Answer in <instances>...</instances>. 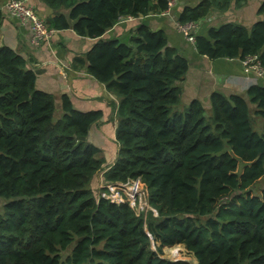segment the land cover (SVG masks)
Wrapping results in <instances>:
<instances>
[{
  "label": "trees",
  "instance_id": "16d2710c",
  "mask_svg": "<svg viewBox=\"0 0 264 264\" xmlns=\"http://www.w3.org/2000/svg\"><path fill=\"white\" fill-rule=\"evenodd\" d=\"M40 1L54 12L48 29L95 40L73 66L87 63L119 99L116 157L107 165L87 140L100 111H77L62 95L58 115L27 61L0 47V264H190L161 257L164 247L176 258L181 245L197 264H264V82L247 98L211 93L209 115L199 100L176 109L188 61L164 31L144 21L124 39L105 37L121 18L161 14L166 0ZM245 3L200 0L176 20L198 23ZM193 35L200 56L255 55L264 67V17ZM99 174L104 183L139 180L157 215L95 196Z\"/></svg>",
  "mask_w": 264,
  "mask_h": 264
},
{
  "label": "crops",
  "instance_id": "0c3cea01",
  "mask_svg": "<svg viewBox=\"0 0 264 264\" xmlns=\"http://www.w3.org/2000/svg\"><path fill=\"white\" fill-rule=\"evenodd\" d=\"M7 1L0 0V47L7 46L13 49L27 61V67L34 70L37 75L35 87L53 96L58 115L62 113V95L69 98L72 107L77 111L101 112V118L91 125L87 140L101 149L107 165L112 164L117 150L115 110L119 99L108 91L104 84L88 74L87 63L73 66L74 58L84 57L95 40L78 36L72 29H66L54 31L47 40L33 45L29 24L21 23L3 9ZM199 1L177 0L170 14L140 16L136 19L121 18L105 37L124 39L129 31L134 30L138 23L144 21L150 29L164 31L168 45L175 48L188 61V70L184 79L176 83L181 90L179 107L188 105L192 100H199L205 109V114L209 115L211 93L218 92L225 97L239 95L247 98L248 89L264 82V78L246 72L239 59L211 60L198 55L194 44L177 31L175 23L178 13L185 6L197 4ZM255 1L246 0V3L239 8H235L232 4L226 12L210 13L197 23L195 32L205 34L208 28L226 22H235L250 28L256 21L263 19L257 14L260 4L257 8L251 5ZM25 2L44 20L54 14L40 0H25ZM94 180L98 188L104 183L101 174Z\"/></svg>",
  "mask_w": 264,
  "mask_h": 264
},
{
  "label": "built area",
  "instance_id": "2783aa9c",
  "mask_svg": "<svg viewBox=\"0 0 264 264\" xmlns=\"http://www.w3.org/2000/svg\"><path fill=\"white\" fill-rule=\"evenodd\" d=\"M176 3L177 0H166L167 8L161 14H170ZM3 9L10 16L16 18L21 23L29 24L31 31L30 39L33 45H38L42 41L47 40L54 32L53 30L47 28L44 19L41 18L34 11V9H32V7L28 6L25 3V0H8ZM175 25L177 31L180 32L187 41L193 44V33L197 28V23L188 22L180 24L176 20ZM240 63L246 72L252 73L257 77L264 78V67H262L258 62L257 56H247L243 60H240ZM142 186L143 185L139 180H132L126 183H102L100 184L101 191L99 192V196L114 203L127 202L134 210L133 206L135 201L141 199L143 195ZM150 211H152V209Z\"/></svg>",
  "mask_w": 264,
  "mask_h": 264
},
{
  "label": "rangeland",
  "instance_id": "374dc122",
  "mask_svg": "<svg viewBox=\"0 0 264 264\" xmlns=\"http://www.w3.org/2000/svg\"><path fill=\"white\" fill-rule=\"evenodd\" d=\"M259 2H260L259 0H256L254 3L252 2L251 5H253L255 8H257L258 4L261 3V2H260V3H259ZM263 17H264V16H263ZM186 106H187V105H186ZM186 106H182V107L177 106L176 109H182V108H184V107H186ZM256 128H258V125H257ZM93 190H94V194H95V196L98 197L99 192L101 191V189L98 188V187L96 186ZM142 190H143V195H142L141 199L136 200V201H135V204H134V206H133V208H134V210H135V212H136L137 214H140V213H142V212L145 213V212H147L148 210H151V209H152V208L148 205V200H147V199H148V195H147V191H146V189H145L143 186H142ZM0 211H1V200H0ZM152 211H153V209H152ZM153 213H154V215H156V211H155V210L153 211ZM157 245H158V243H157ZM157 245H154V243L152 242L151 248H152L153 250H155V247H156ZM181 247H182V250L179 251L180 254H179L176 258H170V257L168 256V254H166L165 249H164V247H163V248H162V254H161V257H162V258H165V259H168V260H171V261H175V260H185V261L189 262L190 264H197V262H196L194 256L192 255V253L188 252V251L185 249V247H184L183 245H181ZM67 252H68V251H67ZM67 252H63V253H61L62 256H65V255L67 254Z\"/></svg>",
  "mask_w": 264,
  "mask_h": 264
},
{
  "label": "water",
  "instance_id": "95a60500",
  "mask_svg": "<svg viewBox=\"0 0 264 264\" xmlns=\"http://www.w3.org/2000/svg\"><path fill=\"white\" fill-rule=\"evenodd\" d=\"M124 19H126V18H124ZM145 232H146V234L149 236V233H148L147 229H145ZM175 261H176V260H175Z\"/></svg>",
  "mask_w": 264,
  "mask_h": 264
}]
</instances>
